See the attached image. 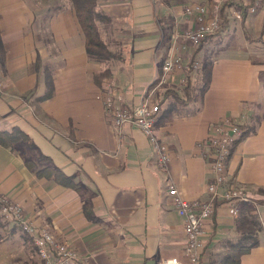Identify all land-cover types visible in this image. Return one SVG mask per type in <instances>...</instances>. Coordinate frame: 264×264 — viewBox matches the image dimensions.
<instances>
[{
  "label": "crops",
  "instance_id": "1",
  "mask_svg": "<svg viewBox=\"0 0 264 264\" xmlns=\"http://www.w3.org/2000/svg\"><path fill=\"white\" fill-rule=\"evenodd\" d=\"M210 1L97 0L96 22L113 54L97 61L87 55L68 0H0L6 52L0 63V128L18 126L34 142V149L0 145V192L20 202L35 223H50L85 264H160L171 256L187 262L183 218L169 186L190 201L209 197L205 186L212 174L202 142L224 117L237 122L244 134L227 160V177L250 198L264 197L259 191L264 189V42L247 37L264 40V0L240 19L234 17L235 4L226 3L223 28L195 50L183 39L195 26L184 7ZM209 40H218L219 48L208 59L211 76L201 102L187 103L157 127L169 150L166 166L160 167L135 124L120 131L111 125L98 74L108 70L127 105L137 104L147 91L160 102L165 90H181L186 73L183 66L175 68L150 92L162 61L174 54L184 64L194 59L199 66L198 55ZM47 78L52 95L43 98ZM38 153L50 156L79 188L36 176L24 159ZM263 212L264 204H256L263 230L237 264H264ZM2 222L3 262L25 264L32 258L30 237L17 224ZM238 232L237 215L218 202L203 220L199 264L218 259Z\"/></svg>",
  "mask_w": 264,
  "mask_h": 264
},
{
  "label": "built area",
  "instance_id": "2",
  "mask_svg": "<svg viewBox=\"0 0 264 264\" xmlns=\"http://www.w3.org/2000/svg\"><path fill=\"white\" fill-rule=\"evenodd\" d=\"M234 3V17L241 18L244 13L254 12L258 0H212L208 3H194L184 7V11L193 18L194 28L183 33V39L190 46H198L209 35L214 34L222 20V6L225 3ZM180 55H168L161 63L160 71L151 85L150 92L167 82L171 72L183 66ZM100 97L105 111L109 116L111 125L120 131L123 126L133 123L146 136L153 149L157 163L165 167L169 160L167 145L159 139L155 129V120L159 112V102L147 96H142L135 105H127L123 96L115 87L113 78L103 79ZM243 136L240 125L229 117H224L214 123L205 140L202 142L203 155L207 158L212 179L206 183L207 199L187 200L181 196L174 185L169 186L168 193L172 196L177 213L183 218L186 235L185 254L187 262L184 263L176 256L160 261V264H199L200 253L204 247L203 220L209 218L215 210L214 202L219 201L227 205L231 215H237V202L250 198L244 190L234 185L226 173V164L232 148L238 139ZM0 217L13 222L26 235L34 245L35 264H85L75 251L64 243L55 242L53 234L44 227L35 228L31 223L20 216L18 204L0 199Z\"/></svg>",
  "mask_w": 264,
  "mask_h": 264
},
{
  "label": "trees",
  "instance_id": "3",
  "mask_svg": "<svg viewBox=\"0 0 264 264\" xmlns=\"http://www.w3.org/2000/svg\"><path fill=\"white\" fill-rule=\"evenodd\" d=\"M68 2L73 7L79 25L84 33V43L88 57L97 61L111 57L113 54L102 39L96 22L97 14L95 12V7L97 0H68ZM225 5L226 3L222 6V15H224L223 8ZM225 21L226 20L221 22L215 33H218L223 28ZM247 37L264 42L260 36L252 37L248 34ZM205 40L206 38L201 41L195 50H199ZM5 53L4 45L0 37V63H3ZM211 66V60H207L199 66H196L194 59L188 62L185 71V82L181 90L178 92L173 89L165 90L164 97L159 102V112L155 120L156 130L160 124L170 122L182 106L193 102L195 99H197L199 103L201 102L202 94L210 82ZM197 68H200L199 75H197ZM109 76L108 70L106 69L99 73L98 77L102 79L100 84L104 78ZM51 95L52 81L50 78H47V90L42 97L46 98ZM244 133L246 134L248 131H245ZM243 136H241V138ZM0 145L9 147L11 150H18L23 146L34 149V142L29 134L18 126H12L9 129L0 128ZM24 163L38 177H44L73 189L79 188L78 182H76L72 176L65 174L60 167L53 163L51 157L44 153H38L35 157L27 156L24 159ZM259 191L264 194V189L261 188ZM218 202L219 201H216L214 204L216 205ZM256 204H264V197L248 198L247 200H240L237 202V226H239L238 237L235 240L227 242L224 251L218 256V259L213 260L210 264H237L241 255L258 244V231L261 230L262 226L256 214ZM87 208L88 206L85 205V212ZM3 224L4 223L0 218V227H3ZM30 241L34 251L33 242L31 239Z\"/></svg>",
  "mask_w": 264,
  "mask_h": 264
},
{
  "label": "rangeland",
  "instance_id": "4",
  "mask_svg": "<svg viewBox=\"0 0 264 264\" xmlns=\"http://www.w3.org/2000/svg\"><path fill=\"white\" fill-rule=\"evenodd\" d=\"M219 41H212V40H209L207 41L204 46H203V51L198 55V61H199V64L201 63H204L206 62L208 59L214 57L216 55V52H217V49L219 48ZM197 72L199 75V70L200 68H197ZM0 199H4L6 202H14L16 204H18V207H19V212H20V216H22V218L27 221L28 223H31L35 228H39V227H44L46 230L50 231L51 234H53V239L55 242H58V243H64L66 245H68L71 249H73L75 251V254L77 256H79L78 252L71 246L69 245L65 240H62L61 238H59L56 233H55V228L50 224L48 223L47 221L45 220H42L38 223H35L33 220H31L26 214H25V211H24V208L22 206V204L20 202H17L16 200H12L10 197H9V194H6V193H1L0 192ZM261 214V213H260ZM262 217H264V212L261 214ZM258 217L260 218V216L258 215ZM1 218V217H0ZM2 219V218H1ZM3 220V219H2ZM5 221V220H3ZM261 230H263V228H261ZM260 230V231H261ZM264 232H262L263 234ZM34 254H35V251L32 252V258H30L29 261H26L25 264H35L36 263V260H34ZM18 257H21L19 255H16ZM81 257V256H80ZM7 259V258H5ZM0 264H15V263H5L3 262L2 260V256H1V252H0Z\"/></svg>",
  "mask_w": 264,
  "mask_h": 264
}]
</instances>
